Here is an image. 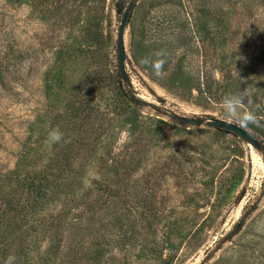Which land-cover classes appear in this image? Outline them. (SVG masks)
<instances>
[{"label": "rangeland", "instance_id": "374dc122", "mask_svg": "<svg viewBox=\"0 0 264 264\" xmlns=\"http://www.w3.org/2000/svg\"><path fill=\"white\" fill-rule=\"evenodd\" d=\"M130 1L0 0V264H264V0H134L124 79Z\"/></svg>", "mask_w": 264, "mask_h": 264}, {"label": "water", "instance_id": "95a60500", "mask_svg": "<svg viewBox=\"0 0 264 264\" xmlns=\"http://www.w3.org/2000/svg\"><path fill=\"white\" fill-rule=\"evenodd\" d=\"M135 6V1L131 0L128 4L122 19L121 23L119 25V30L117 34V53H118V61H119V69L122 77L124 79H128V75L125 68V59H126V49H125V43H124V34H125V27L127 23L130 21L133 9ZM181 120L192 123V124H202L204 122V119L202 118H191V117H185V116H178ZM207 123L213 127L222 129L226 132L236 134L243 139H245L247 142L252 143L256 147L258 146V141L254 137V135L246 128L242 127L241 125L227 121L220 118H214L207 121Z\"/></svg>", "mask_w": 264, "mask_h": 264}, {"label": "clouds", "instance_id": "9594fccd", "mask_svg": "<svg viewBox=\"0 0 264 264\" xmlns=\"http://www.w3.org/2000/svg\"><path fill=\"white\" fill-rule=\"evenodd\" d=\"M157 57H161V59H157L154 63V68L159 74L160 69L164 64V60L162 59L166 53L161 50L155 53ZM146 62V61H145ZM246 97L242 93L233 94L225 98V111L227 113V117L229 119H235L242 125H246L249 122L255 123L257 122V117L254 112L248 111L244 113L242 116L240 115L239 109L242 108L244 103L246 102ZM63 137V133L59 131V129H54L49 133V141L53 143H58ZM13 258H10V260Z\"/></svg>", "mask_w": 264, "mask_h": 264}, {"label": "trees", "instance_id": "16d2710c", "mask_svg": "<svg viewBox=\"0 0 264 264\" xmlns=\"http://www.w3.org/2000/svg\"><path fill=\"white\" fill-rule=\"evenodd\" d=\"M239 82H241V81L236 80V81H234V84L239 85ZM118 88H119L121 95L123 97H125L127 100H129L132 104L138 105V106H141V105L143 106L145 104H148L146 100H144L143 98H141L140 96H138L136 94V92L133 90V87L129 83L122 81ZM252 134L254 135V137L257 139V141L259 143V139L255 135V133L252 132ZM252 211H253L252 206H249L248 208L245 209V211L242 213L241 217L235 223L233 230L229 234V237H233L235 234L239 233L242 230V228L244 227V225H245V223H246V221H247V219L250 216Z\"/></svg>", "mask_w": 264, "mask_h": 264}]
</instances>
